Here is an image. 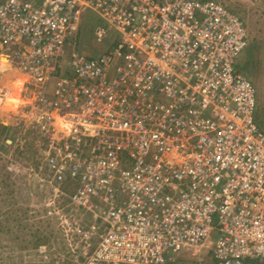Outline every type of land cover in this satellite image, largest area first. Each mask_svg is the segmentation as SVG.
<instances>
[{
  "label": "built area",
  "instance_id": "2783aa9c",
  "mask_svg": "<svg viewBox=\"0 0 264 264\" xmlns=\"http://www.w3.org/2000/svg\"><path fill=\"white\" fill-rule=\"evenodd\" d=\"M87 11L98 42L118 32L96 59L76 49ZM248 42L217 0H0L47 181L103 231L84 264H264V133L236 69Z\"/></svg>",
  "mask_w": 264,
  "mask_h": 264
},
{
  "label": "rangeland",
  "instance_id": "374dc122",
  "mask_svg": "<svg viewBox=\"0 0 264 264\" xmlns=\"http://www.w3.org/2000/svg\"><path fill=\"white\" fill-rule=\"evenodd\" d=\"M220 2H226L244 19L253 38L249 29L254 30V26L248 18L253 22L260 16L264 4L253 5L252 0ZM105 25L97 14L87 11L76 49L93 59L105 55L118 37V32L110 29L103 42H98L95 29ZM260 43L263 45L261 40ZM3 58L6 59L0 51V124L6 128L0 132V264H84L103 231L92 213L73 204L72 186L57 190L47 181L43 160L50 144L48 135L35 124L31 98L20 96L24 79L12 68L1 71ZM255 61L249 45L236 69L257 89L255 120L264 133V68ZM16 94L19 95L14 99ZM15 104L17 108L10 110L9 105ZM187 256L178 255V261L184 262Z\"/></svg>",
  "mask_w": 264,
  "mask_h": 264
},
{
  "label": "crops",
  "instance_id": "0c3cea01",
  "mask_svg": "<svg viewBox=\"0 0 264 264\" xmlns=\"http://www.w3.org/2000/svg\"><path fill=\"white\" fill-rule=\"evenodd\" d=\"M205 1V0H203ZM220 1V0H217ZM226 3V2H225ZM225 3L223 2V4L225 5ZM253 5H257V4H264V0H252ZM226 6V5H225ZM227 7V6H226ZM229 9V7H227ZM262 9V7H261ZM230 11H232L231 9H229ZM233 12V11H232ZM234 13V12H233ZM240 17V16H239ZM241 18V17H240ZM242 19V18H241ZM244 20V19H243ZM249 23L254 26V30H252L250 27L249 32H252V36H254L253 38H251V36H249V42H248V46H251V58L252 60H256V64L259 63V67L262 63V66L264 68V10L262 9L261 11V15L256 17V19L253 22H250V19L248 18ZM258 22V23H257ZM250 26V25H249ZM258 26V27H257ZM249 35V34H248ZM260 40L263 42V45L260 43ZM250 41H253V44H250ZM246 48V49H247ZM245 49V50H246ZM244 50V51H245ZM244 51L242 52V54L244 53ZM242 54L239 57V61L241 62V57ZM254 56V57H253ZM247 59H248V53H247ZM4 66L2 67L1 71L7 72L10 70L9 67V62L8 60H6L5 58L2 59ZM256 66V65H255ZM9 73V72H8ZM240 73V72H239ZM13 84H16L17 81H12ZM13 90H16L15 85L13 86ZM11 93V92H10ZM16 93V92H12L11 94ZM17 96H15L14 99H16V97H18L19 94H16ZM18 102V100H15ZM20 103V101L18 102ZM17 106L15 104L14 106L9 105V109L13 110L16 109Z\"/></svg>",
  "mask_w": 264,
  "mask_h": 264
},
{
  "label": "bare ground",
  "instance_id": "6f19581e",
  "mask_svg": "<svg viewBox=\"0 0 264 264\" xmlns=\"http://www.w3.org/2000/svg\"><path fill=\"white\" fill-rule=\"evenodd\" d=\"M19 82H20V81H19ZM11 101H12V100H11ZM11 103H13V101H12ZM64 124H66V122H65V121H62V120L59 119V125H60V126H63Z\"/></svg>",
  "mask_w": 264,
  "mask_h": 264
},
{
  "label": "trees",
  "instance_id": "16d2710c",
  "mask_svg": "<svg viewBox=\"0 0 264 264\" xmlns=\"http://www.w3.org/2000/svg\"><path fill=\"white\" fill-rule=\"evenodd\" d=\"M0 129H1L0 130V132H1V131L5 130L6 128L0 124Z\"/></svg>",
  "mask_w": 264,
  "mask_h": 264
}]
</instances>
